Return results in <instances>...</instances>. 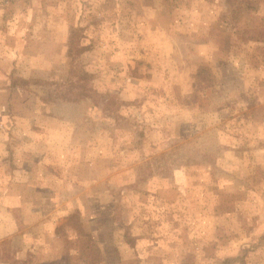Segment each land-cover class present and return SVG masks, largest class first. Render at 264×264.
I'll return each instance as SVG.
<instances>
[{
    "label": "rangeland",
    "instance_id": "374dc122",
    "mask_svg": "<svg viewBox=\"0 0 264 264\" xmlns=\"http://www.w3.org/2000/svg\"><path fill=\"white\" fill-rule=\"evenodd\" d=\"M0 264H264V0H0Z\"/></svg>",
    "mask_w": 264,
    "mask_h": 264
},
{
    "label": "crops",
    "instance_id": "0c3cea01",
    "mask_svg": "<svg viewBox=\"0 0 264 264\" xmlns=\"http://www.w3.org/2000/svg\"><path fill=\"white\" fill-rule=\"evenodd\" d=\"M3 236L5 237L6 235L4 234Z\"/></svg>",
    "mask_w": 264,
    "mask_h": 264
}]
</instances>
